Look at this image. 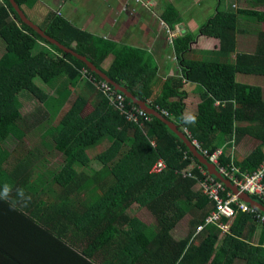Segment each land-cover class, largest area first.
<instances>
[{"label":"trees","instance_id":"trees-1","mask_svg":"<svg viewBox=\"0 0 264 264\" xmlns=\"http://www.w3.org/2000/svg\"><path fill=\"white\" fill-rule=\"evenodd\" d=\"M220 1L202 16L195 35L172 39L181 75L171 78L157 97L152 98L147 85L140 87L144 68L131 71L133 60L114 75L104 72L155 114L140 116L139 106L117 90L124 98L120 111L97 88L104 80L84 60L47 42L21 22L9 0H0V264H264V213L253 207L254 213L239 211L221 234L207 221L214 203L196 191L197 179L203 178L197 167L204 166L163 122H174L187 140L195 139L209 151L220 145L237 150L235 145L241 149L245 143L249 152L234 157L242 173H252L264 162L263 88L236 79L238 74L264 76V11L234 8V0L222 1L218 8ZM14 2L25 16L22 7L29 9L35 1ZM161 20L172 28L181 18L167 4ZM37 27L100 70L84 31L53 14ZM198 35L215 40L211 59L190 58ZM253 35L255 50L241 52L238 38ZM37 41L48 48L32 54ZM129 56L140 59L134 52ZM36 81L57 95L55 115L37 106L26 115L19 111L23 94L41 97V90L30 88ZM185 83L201 89L190 118L184 116ZM76 88L79 93H73ZM58 114L53 131L49 125ZM129 114L136 121L128 120ZM30 129L44 130L63 160L41 158L39 143L16 157L6 149V140L22 141ZM159 160L165 167L152 172ZM184 171L191 176H183ZM133 206L148 211L155 225L130 216ZM184 217L187 232L175 236Z\"/></svg>","mask_w":264,"mask_h":264},{"label":"crops","instance_id":"crops-1","mask_svg":"<svg viewBox=\"0 0 264 264\" xmlns=\"http://www.w3.org/2000/svg\"><path fill=\"white\" fill-rule=\"evenodd\" d=\"M34 1L31 8L22 7L26 16L34 11L35 6L36 9H38L37 6L43 9L48 8L41 20V24H44L49 14L60 11L66 21L72 23L75 28L84 31L89 47H92L97 55L94 61L99 62L100 70H98L100 72L114 75L128 60H133L134 66L130 68L131 71L144 68L139 76V85L140 87L147 85L151 90L152 98L162 93L163 89L168 86V81L172 80L171 78L180 77L181 66L176 58L170 35L175 34L174 38L186 33L195 35L192 31L197 28L198 24L195 23V18L199 19V16L192 11L196 5L203 3V0H186V4L182 5L183 0H155L153 8L145 9L130 0ZM167 4L176 7L181 18V21L172 28L161 20V13ZM200 20H202V16ZM167 29L169 33L166 32ZM72 44L75 46L77 42L74 40ZM215 44L213 38L200 36L197 40L194 38L190 50H193V53L197 50L210 51L215 49ZM131 52L139 55L140 59L130 58ZM99 54L104 55L98 56ZM191 55L189 54L190 58H194ZM129 63L130 61L127 62V64ZM113 88L115 89V87ZM183 89L187 90V99L190 94L192 95V91L198 89L197 93L199 94L201 90L199 86L189 83H185ZM193 101L196 113L199 95L195 99L192 95V99L188 103ZM89 108L88 104L87 111L90 110ZM193 115L195 114L190 117ZM246 140L248 137L244 139V141ZM241 147H245V143H242Z\"/></svg>","mask_w":264,"mask_h":264},{"label":"rangeland","instance_id":"rangeland-1","mask_svg":"<svg viewBox=\"0 0 264 264\" xmlns=\"http://www.w3.org/2000/svg\"><path fill=\"white\" fill-rule=\"evenodd\" d=\"M133 1L136 5H139L135 2V0H130ZM220 1V0H218ZM222 1L223 2H227L228 0H221L218 3V8H222ZM215 3H217V0H203V3L200 5H196V7L193 8L192 13L195 12V14H198L199 19L195 18V23H197L198 25L196 26L197 28H195L192 32L195 34L198 29L199 26L201 24L204 23V19H205V15H207L210 11V9L212 8V6H215ZM186 4V0H183L182 3ZM211 5V6H210ZM217 5V4H216ZM140 6V5H139ZM154 6V3L153 5ZM232 6L234 8H237L238 6H242V7H256L258 9H262V11H264V4H261L259 1L257 0H234V2L232 3ZM38 9H35L34 11L28 13V19L29 21L34 24L35 26H41V20L43 19V15L45 13V11L47 12L48 8H41L38 7ZM50 9V8H49ZM23 12L25 13L24 9ZM155 13V12H154ZM26 14V13H25ZM201 16H204L203 20L201 19ZM63 20H65L62 16ZM248 22V21H247ZM256 26V25H254ZM263 29V27H262ZM201 36V35H200ZM195 36V39H199L200 38ZM238 42L241 43V49H239L241 52L243 53H252L255 50V46L254 44L256 43V37L253 36H240L238 38ZM2 48H3V44L0 41V52H2ZM47 45H45V43L43 42H36V45L34 47V49L32 50V54L35 53V50H40V51H46L47 50ZM192 57H194L195 59H211L209 51H196L194 52L192 55ZM237 81L242 82V83H246V84H251V85H258L261 86L263 88V93H264V76L262 75H257V74H238L236 77ZM37 87L39 90H41V97L39 98H34L32 97V95H30L29 93L27 94H23L22 97H20L19 99V111L21 112V114L26 115L28 113H30L31 111H33L34 108L37 107H42L45 110H49L50 112H53V114L55 115L54 111L56 110V108L59 106V104H57V95L54 93L53 90H50V88L48 87H44L41 85V82L36 81L33 83V85L30 87ZM37 92H40V91ZM79 88H76L75 90H73V93H79ZM187 91V90H186ZM198 89L192 91V95L195 98H198V93H197ZM192 95H189V98L185 101L186 102V111L184 112V116L186 118H190V116L192 114H195V108H193L195 102H191L188 103L189 100L192 99ZM65 101V100H64ZM61 112V111H60ZM59 115V114H58ZM56 115V119L55 122L49 125L50 128H52V130L54 131V128L57 126L61 116ZM48 127V128H49ZM44 130H39V129H35V130H29L25 133L23 140L22 141H18L16 139H8L6 140L4 146L6 147V149L8 151H12L14 150V156L16 157L17 155L20 156L22 155V153L26 152L27 150H31L32 146L34 144H37L36 148H38V150L42 153V157L45 160H52V161H56V162H61L63 160V157L60 153L54 151L52 149V147H50V145H54L55 141L48 138L46 135H44ZM50 144V145H49ZM235 147L237 148V150H235L234 155H239L241 157H243L244 155H246L249 152V149L247 147H242L241 149H238L237 145H235ZM26 150V151H25ZM13 156V157H14ZM10 158L9 160L13 159ZM83 169V168H82ZM86 171H91L90 169H86ZM130 216H133L137 219H141L144 223L148 224L149 226H154L155 225V219L153 218V216L146 210L144 209H140L137 208V206H133V208H131L130 211ZM187 221H188V217H184L182 219V221L180 222L179 226H176V230L173 232V234L175 236H183L185 235V233L187 232Z\"/></svg>","mask_w":264,"mask_h":264},{"label":"built area","instance_id":"built-area-1","mask_svg":"<svg viewBox=\"0 0 264 264\" xmlns=\"http://www.w3.org/2000/svg\"><path fill=\"white\" fill-rule=\"evenodd\" d=\"M135 2L145 9H151L152 7L151 0H135ZM55 14L61 17L60 12H56ZM166 32L169 33V30L167 29ZM172 38L173 36L170 35L171 42ZM84 74H87V70H84ZM110 86L111 85L106 81H100L97 84V88L103 91L102 93H107L110 100L112 102L114 100L117 104V108L122 111V103L124 101L123 95H121V93H116V90ZM136 112L140 116L144 114L140 109H137ZM127 118L128 120L136 121V118L131 114H129ZM191 143L197 150H200L207 161L215 167L217 173L229 180L241 193L257 197L264 203V162L251 174H245L234 166L232 159H230L231 161L228 164H225L226 159L220 157L222 155L221 149H216L209 153L203 150L200 144L195 140H192ZM164 167L165 164L159 160L154 164L152 172H160ZM197 168L203 178L197 179L196 191H199L203 196H206L210 202L214 203L215 212L212 214V219L218 220L220 217L233 219L239 211L254 213V210L249 205L241 203L238 198L233 195L226 194L225 199H223L221 195L225 192V188L213 177L209 176L203 168L200 166ZM182 175L191 176L190 172L186 171L182 172ZM263 220L262 218V221ZM219 228L222 231H226L228 230V225L221 224Z\"/></svg>","mask_w":264,"mask_h":264},{"label":"water","instance_id":"water-1","mask_svg":"<svg viewBox=\"0 0 264 264\" xmlns=\"http://www.w3.org/2000/svg\"><path fill=\"white\" fill-rule=\"evenodd\" d=\"M9 2L11 3L12 7L14 8V11L17 13L18 17L20 18V20H21V22L23 24H25L26 26L30 27L33 31H35L38 35H40L42 38H44L50 44H54V45L60 47L65 52L71 53L74 56L84 60L87 63V65H88V67L90 68L91 71H94L95 73H97L104 81L110 83L113 87H115L116 90H118L119 92L124 94L126 98H128L130 101L135 103L137 106H139L147 114H151V115L155 116V114L152 111H149V109L147 108V106H146V104L144 102L136 101L134 99V97H132V95L125 88L119 87L117 84L113 83L104 73H102L98 69H96L93 66V64H91L85 56H81L78 53H76L74 50L65 47L64 45L60 44L56 39L50 38V37L44 35L42 30H40L37 26H34L31 22L28 21V19L23 15V13L21 12V9L16 5L14 0H9ZM163 122L166 124V126L169 128V130H171L173 133H175L179 138H181L185 142V144L187 145V147H188L189 151L191 152V154L197 159V161L200 164H202L204 166L206 172L209 175L213 176L218 181H220V183L223 186H225L227 189H229L234 195H238L241 200H243L244 202L252 205L255 208L260 209L264 213V206L262 204L256 202L255 200H253L252 198H250L249 196H247L245 194H240L239 190H236L234 187H232L228 183L227 180L221 178L216 173V171L214 170L213 166L210 165L209 163H207L206 160L203 158V156L198 151L195 150V148L191 145L189 140H187L184 137V135L178 130V128H177L175 123L168 122V121H165V120H163Z\"/></svg>","mask_w":264,"mask_h":264},{"label":"clouds","instance_id":"clouds-1","mask_svg":"<svg viewBox=\"0 0 264 264\" xmlns=\"http://www.w3.org/2000/svg\"><path fill=\"white\" fill-rule=\"evenodd\" d=\"M56 12H60V11H55V12H53V15H54V17L55 18H62V16L61 17H59L58 15H56L55 13ZM60 14H61V12H60ZM62 15V14H61ZM25 17H27L26 15H25ZM28 18V17H27ZM28 21H29V19H28ZM30 22V21H29ZM173 35V38H174V36H175V34H172ZM172 38V39H173ZM147 106V105H146ZM139 109L141 110V111H143L144 113H146L144 110H142L140 107H139ZM150 110V109H149ZM147 114V113H146ZM164 116H166V115H164ZM174 123V122H173ZM177 126V125H176ZM187 132V131H186ZM192 140H195V139H192ZM191 140V141H192ZM191 141L189 140V142L191 143ZM196 141V140H195ZM197 142V141H196ZM200 144V143H199ZM230 144H233V142H231ZM191 145H192V143H191ZM234 145V144H233ZM193 146V145H192ZM194 147V146H193ZM200 147L203 149V150H206L207 152H212V151H214V150H216V149H221L222 150V155L220 156L221 158H225L226 160H229V162L231 161L230 159H232V162H233V164H234V157H235V155H234V152H235V148H234V146H228V145H220V146H218L217 148H215V149H213V150H211V151H209V150H207V149H205V148H203L201 145H200ZM195 148V147H194ZM231 148H233V149H231ZM195 150L196 151H198L202 156H203V158L206 160V162L207 163H209L208 161H207V159L204 157V155L201 153V151L200 150H197L196 148H195ZM232 157V158H231ZM225 160V161H226ZM210 164V163H209ZM202 165V164H201ZM210 165H212V164H210ZM213 166V165H212ZM235 166V165H234ZM192 167H193V164H192ZM213 168H214V170L216 171V169H215V167L213 166ZM204 170H205V168H204ZM256 170V169H255ZM254 170V171H255ZM206 171V170H205ZM253 171V172H254ZM207 173V172H206ZM216 173H217V171H216ZM208 174V173H207ZM218 174V173H217ZM245 174H248V173H245ZM249 174H251V173H249ZM209 175V174H208ZM221 178H223L220 174H218ZM210 176V175H209ZM211 177H213V176H211ZM214 178V177H213ZM216 181H218L216 178H214ZM223 179H225V178H223ZM225 180H227V179H225ZM228 181V183L232 186V187H234V185H232L231 183H230V181L229 180H227ZM218 183L219 184H221L220 183V181H218ZM221 186L223 187V188H225V192H223V194H222V196H226V194H230V195H233V196H235L236 198H238V200L241 202V203H244V204H246V205H248V203H246V202H244L243 200H241L240 199V197L238 196V195H234L229 189H227L225 186H223L222 184H221ZM235 188V187H234ZM236 190H239V189H237V188H235ZM227 190H229V192L227 191ZM8 192H9V188L7 187V186H5V188H4V195H5V197L7 196V194H8ZM239 192H240V190H239ZM240 194H245V195H247V196H249L250 198H252L253 196H250L249 194H246V193H241L240 192ZM20 195L21 196H23V190H20ZM223 199H225V198H223ZM250 206V205H249ZM250 207H253L252 205L250 206ZM253 208H255V207H253ZM215 212V207H214V209H213V211L209 214V217L207 218V221L208 222H213V223H215V225H216V228H218V229H220L219 228V225H221V223H219L218 221L221 219V218H223V217H220L218 220H214V219H212L211 217H212V214ZM226 220H228V222L227 223H225V225H228V230H229V224L232 222V220L233 219H235V218H233V219H228V218H225ZM262 221V220H261ZM228 230H226V231H222L221 229H220V231H221V234H223V233H226V232H228Z\"/></svg>","mask_w":264,"mask_h":264}]
</instances>
